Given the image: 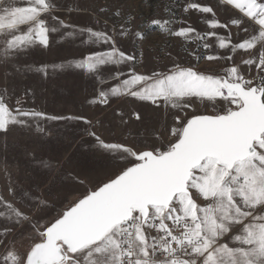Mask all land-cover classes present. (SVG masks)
<instances>
[{
    "label": "snow or ice",
    "instance_id": "snow-or-ice-1",
    "mask_svg": "<svg viewBox=\"0 0 264 264\" xmlns=\"http://www.w3.org/2000/svg\"><path fill=\"white\" fill-rule=\"evenodd\" d=\"M219 3L235 9L234 18L221 23L213 7L196 0L165 5L170 18L152 24L194 42L196 48L187 54L195 64L174 63L165 71L142 74L135 70L136 56L118 47V37L144 38L133 31L131 18L110 34L65 23L57 15L66 10L61 0H0L5 80L33 69L47 75L49 68L63 67L20 61L65 35H87L81 43L99 47L72 67L99 84L106 82V69L118 81L100 88L91 103L106 106L112 98L131 97L163 109L172 121L159 136L153 130L151 138L134 140L132 146L106 143L89 132L101 149L123 163L113 177L60 210L30 189L21 186L17 192L10 185L14 200L0 196V264H264V0ZM177 8L201 14L208 30H174ZM114 15L124 14L117 10ZM232 28L246 37L234 41ZM237 54H242L239 64ZM201 60L225 63L201 72ZM28 105V91L17 95L7 84L0 88V134L46 135L48 121L91 123ZM133 115L141 119L139 112ZM165 132L171 139L162 138Z\"/></svg>",
    "mask_w": 264,
    "mask_h": 264
},
{
    "label": "rangeland",
    "instance_id": "rangeland-1",
    "mask_svg": "<svg viewBox=\"0 0 264 264\" xmlns=\"http://www.w3.org/2000/svg\"><path fill=\"white\" fill-rule=\"evenodd\" d=\"M68 2L73 8L67 12L57 13L65 23L78 29L86 27L94 30L106 29L110 34L114 27L111 24L113 19L110 15L111 3L116 2L120 5L124 3L121 0H68ZM139 33L143 34V39L131 34L119 37L121 50L124 51L131 40L134 42L142 40L152 46L154 58L158 62L174 58L168 48L171 44L170 39L161 38L157 31ZM87 39V35L71 37L65 35L63 41L53 42L49 49H38L37 53L39 50L41 52L37 55L42 56L40 60L45 62L36 64V67L63 65L56 70L49 68L47 75L35 72L33 76L27 78L25 73L26 77L23 79L11 78L0 81L2 87L7 84L9 89L15 88L17 95H23L28 91V106L51 116L84 117L91 122L48 121L45 122L48 133L46 135L29 136L19 130L9 133L6 137L0 134V196L6 200H14L9 193L10 185H15L17 192L22 186L30 189L34 196L47 200L53 209L60 210L62 205L66 206L100 182L113 177L123 162L101 149L95 137L89 135V132H94L106 143H121L126 146H132L134 140L151 138L150 133L153 130L159 136V109L150 104H147L145 117L137 120L133 113L113 111L109 108L114 102L121 103L122 97L112 98L106 106L91 103L100 88L107 89L114 85V81H110V70H104L102 78L106 82L99 84L95 78L72 67L84 54L99 47L91 42L81 43ZM180 51L184 53L182 49ZM167 52L169 56H166ZM136 62L137 60L134 63L135 68ZM33 100L34 104L31 102ZM197 107L199 111H205L203 106ZM41 161L50 163L51 167L46 168ZM20 206L17 203V207ZM55 210L50 215H55ZM28 243L30 241H24L25 246Z\"/></svg>",
    "mask_w": 264,
    "mask_h": 264
},
{
    "label": "crops",
    "instance_id": "crops-1",
    "mask_svg": "<svg viewBox=\"0 0 264 264\" xmlns=\"http://www.w3.org/2000/svg\"><path fill=\"white\" fill-rule=\"evenodd\" d=\"M124 1L122 5L118 3H111L112 9L110 10V15H112V23L113 26L116 27L117 31L119 30L120 24L123 19H128V17H132L133 20V31L134 32H140V31H157L159 32V36L161 38H168L171 40V44L169 45V50L174 58L171 59H164V60H155L154 58V52L152 51V46L148 44L145 41L138 40L134 42V40H131L124 52L126 54H134L136 56V72L142 73V74H150L152 71H165L167 68H171L174 63H180L184 66H190L195 64V61L192 59L191 56H189L187 53L192 51L189 50L185 53H182L180 50L182 48L181 45V38H177L174 36H171L169 34L163 33L159 30L158 26H155L152 24V21L154 20H164L170 18V13L165 11V5H175L176 0H121ZM184 0H181V3H183ZM196 2L201 4H206L208 6L213 7V10L215 12V18L219 20L221 23L228 22L230 19L234 18V14L236 13L235 9H229L222 4L219 3V0H196ZM61 3L65 6L66 10L61 11L67 12L70 8H73V5L68 2V0H61ZM78 3L76 2V6ZM77 9V8H75ZM79 10V9H78ZM119 10L121 11L123 15L122 17H116L114 13ZM176 15L179 17V21L175 22L171 25V27L174 30H178L181 26L188 27L191 26L192 28L196 29L200 33H204L207 31L206 24L204 22V17L201 16V14L196 12H190V13H183L179 10V8L176 9ZM119 19V20H118ZM220 35H225L226 30L224 29H217ZM232 38L233 40L237 39H243L246 37V33L240 32L239 36H237V29L232 28ZM119 38V37H118ZM118 39V47H120ZM193 44H195L193 42ZM121 49V47H120ZM221 53L223 50H220ZM40 50L37 53V50H34L26 59H23L20 61L21 64H30V65H36L38 63H42L45 61L40 60L42 56H38L37 54H40ZM241 55L237 54L234 56V60L236 63H240L241 61ZM246 58V57H245ZM61 63V61H60ZM224 61L220 62H208L204 61L202 63L199 62L198 64V70L201 72H204L205 70H211L220 68L222 65H224ZM230 63V62H229ZM135 67V66H134ZM243 67V66H242ZM27 78L33 76L35 73V70L33 69L30 72H23L12 79H23L24 77ZM252 74H255L254 72ZM31 75V76H30ZM11 79V78H10ZM5 80L3 76V69H0V81ZM110 81H114V85L118 83L116 80H112L110 78ZM116 81V82H115ZM0 88H2V85L0 84ZM123 101L121 103H113V105H110L109 108L113 111H120V112H126V113H135L139 112L141 115V119L145 117L144 112L147 109L146 103H141L139 101H135L131 97H122ZM112 106L113 109H112ZM192 110H188V114L191 115ZM172 123L171 117L168 116L163 109H159V134L161 132H164L165 126H170ZM165 141L171 139L170 135L168 133H164V136L162 137Z\"/></svg>",
    "mask_w": 264,
    "mask_h": 264
},
{
    "label": "built area",
    "instance_id": "built-area-1",
    "mask_svg": "<svg viewBox=\"0 0 264 264\" xmlns=\"http://www.w3.org/2000/svg\"><path fill=\"white\" fill-rule=\"evenodd\" d=\"M196 48V44H193V43H187V42H185L184 40L182 41V51L185 53V52H187V51H189V50H193V49H195ZM186 49H187V51H186ZM166 54V56H169V53L167 52V53H165ZM205 60H201L200 62H204Z\"/></svg>",
    "mask_w": 264,
    "mask_h": 264
}]
</instances>
